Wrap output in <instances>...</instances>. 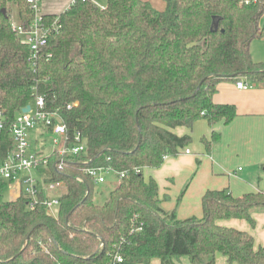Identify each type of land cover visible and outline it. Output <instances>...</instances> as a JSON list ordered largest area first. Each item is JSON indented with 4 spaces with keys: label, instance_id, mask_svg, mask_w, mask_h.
<instances>
[{
    "label": "trees",
    "instance_id": "16d2710c",
    "mask_svg": "<svg viewBox=\"0 0 264 264\" xmlns=\"http://www.w3.org/2000/svg\"><path fill=\"white\" fill-rule=\"evenodd\" d=\"M164 1L160 11L144 0H108L104 9L76 0L61 14H43L51 57L34 68L13 29L12 6L25 28L34 11L28 0H0V158L13 149L10 125L36 96L67 126L68 145L80 133L87 146L77 156L52 153L36 172L42 185L64 182L57 218L44 205L30 210L26 194L6 199L11 182H0V264H118V256L121 264L183 257L216 264L218 254L229 264H264L252 236L218 224L241 218L255 226L264 192L208 191L203 217L180 220L161 208L156 181L143 174L190 145L175 129L235 119L234 106L213 102L220 82L264 84V62L250 51L261 37L264 0ZM35 152L48 154L44 146ZM94 168L129 172L103 204L86 174Z\"/></svg>",
    "mask_w": 264,
    "mask_h": 264
},
{
    "label": "crops",
    "instance_id": "0c3cea01",
    "mask_svg": "<svg viewBox=\"0 0 264 264\" xmlns=\"http://www.w3.org/2000/svg\"><path fill=\"white\" fill-rule=\"evenodd\" d=\"M73 1L42 0L41 14H61ZM144 1L160 11L166 7L164 0ZM107 2L100 6L106 7ZM260 30L261 37L250 47L255 62H264V16L260 20ZM236 83V80L220 82L213 95L215 104L236 108L237 115L230 124L221 121L212 126L205 119H200L192 129H175L173 132L177 136L191 137L190 145L177 156L167 157L159 168L143 170L145 180L152 178L159 187L161 208L175 211L180 220L203 217L202 199L208 191L227 190L234 197L264 192V84L239 89ZM35 134L38 137L40 131L31 134L33 148ZM253 219L255 226L241 218L221 220L218 224L248 233L258 250L264 247V213H255ZM149 264H161V261L154 259ZM175 264L191 262L183 257ZM216 264L229 263L222 254H218Z\"/></svg>",
    "mask_w": 264,
    "mask_h": 264
},
{
    "label": "built area",
    "instance_id": "2783aa9c",
    "mask_svg": "<svg viewBox=\"0 0 264 264\" xmlns=\"http://www.w3.org/2000/svg\"><path fill=\"white\" fill-rule=\"evenodd\" d=\"M81 1H90L100 6L93 0ZM40 2L41 0H28L31 9L35 13V19L29 27L25 28L17 23H13L14 31L21 37L22 42L29 47V64L34 68L38 66L43 58L49 60L51 57V55H45L44 53L51 29L44 24ZM101 8L104 9V7ZM55 25L56 23H54L53 27ZM236 86L239 89L250 88L243 80L237 81ZM30 106L31 111L29 113H23L22 111L10 125L13 149L4 158H0V182H11L9 183L8 191L12 199L16 200L22 194H26L28 197L27 206L30 210L35 209L39 205H44L48 213L57 218L60 205L59 198L64 194L63 189H65L64 182H53L48 185H42L36 172L48 165L52 153H58L62 157L68 155L77 156L86 152L87 146L80 133L75 134L71 145L67 144L69 141L68 128L62 123L56 113H49L46 110V102L43 96H36V99ZM56 119L57 121H55ZM5 126V117L0 111V131ZM43 128L50 130L53 150L46 155H38L32 148L30 138L33 131H39ZM186 153H190V151L186 150ZM62 164L63 160L58 165L59 170ZM135 172L139 174L141 170L136 169ZM86 174L93 178L98 185L106 184L105 175H114L116 178L115 186H117L129 175V172H118L109 168H94L88 169ZM141 226L142 224L137 231L141 230ZM116 261L118 264H121L123 263V258L118 256L116 257Z\"/></svg>",
    "mask_w": 264,
    "mask_h": 264
},
{
    "label": "rangeland",
    "instance_id": "374dc122",
    "mask_svg": "<svg viewBox=\"0 0 264 264\" xmlns=\"http://www.w3.org/2000/svg\"><path fill=\"white\" fill-rule=\"evenodd\" d=\"M93 1L97 2V4H99L101 6L105 5V3L107 2V0H93ZM12 12H13L12 13V20L17 23V8L15 6H12ZM34 141H35V145L33 144L34 148L35 147L36 148H41V147L44 146L45 150H47V153H51L52 152V150H53L52 137H51L50 134H43L42 136L39 135L38 137H36V134H35L34 135ZM105 177H106V180H107L106 184L97 186L98 195H97L96 202L98 204H103L108 199L111 190L116 185V180L114 179L115 178L114 176L105 175ZM63 191H65V189H63ZM5 198L6 199H10V200H14L10 196L9 191L5 195Z\"/></svg>",
    "mask_w": 264,
    "mask_h": 264
},
{
    "label": "water",
    "instance_id": "95a60500",
    "mask_svg": "<svg viewBox=\"0 0 264 264\" xmlns=\"http://www.w3.org/2000/svg\"><path fill=\"white\" fill-rule=\"evenodd\" d=\"M31 111V106L28 105L25 109H23V113H29Z\"/></svg>",
    "mask_w": 264,
    "mask_h": 264
}]
</instances>
